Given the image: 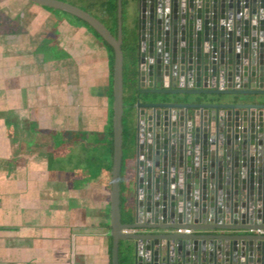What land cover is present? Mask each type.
I'll list each match as a JSON object with an SVG mask.
<instances>
[{
	"label": "water",
	"instance_id": "95a60500",
	"mask_svg": "<svg viewBox=\"0 0 264 264\" xmlns=\"http://www.w3.org/2000/svg\"><path fill=\"white\" fill-rule=\"evenodd\" d=\"M25 1L81 20L113 52L112 264L125 241L134 264H264V0H138L132 223L121 0L115 37L69 4Z\"/></svg>",
	"mask_w": 264,
	"mask_h": 264
},
{
	"label": "crops",
	"instance_id": "0c3cea01",
	"mask_svg": "<svg viewBox=\"0 0 264 264\" xmlns=\"http://www.w3.org/2000/svg\"><path fill=\"white\" fill-rule=\"evenodd\" d=\"M56 1L82 10L105 0ZM124 1L122 24L131 30L138 0ZM112 101L110 52L90 27L25 0H0V264H112L106 172L87 154L72 168L53 165L54 143L94 157ZM129 154L121 187L130 216L137 180Z\"/></svg>",
	"mask_w": 264,
	"mask_h": 264
},
{
	"label": "trees",
	"instance_id": "16d2710c",
	"mask_svg": "<svg viewBox=\"0 0 264 264\" xmlns=\"http://www.w3.org/2000/svg\"><path fill=\"white\" fill-rule=\"evenodd\" d=\"M122 9L125 4V1H121ZM72 6V5H71ZM74 7V6H73ZM93 7L97 10L99 14H103L104 18L97 19L110 31V33L115 37L117 34V0H105L103 2H96L91 4L90 9L84 8L82 11L88 13L91 10H94ZM124 21V18H122ZM83 24L87 25L86 23L82 22ZM88 26V25H87ZM89 27V26H88ZM96 36L98 34L94 31ZM101 39V38H100ZM103 42V41H102ZM106 46L107 50L110 52V66L111 71H113V52L111 47H109L105 42H103ZM122 52H123V89L125 91L126 85L129 84L131 89L137 88V62H138V49H139V42H138V33H137V26L135 25L131 30H128L124 24H122ZM127 59V61L125 60ZM127 63V73L124 75ZM128 76V77H125ZM128 79V80H125ZM129 82V83H128ZM127 83V84H126ZM137 99V98H136ZM135 102L130 103L131 112L129 114L124 115L123 125H124V158H123V167L125 165V154L131 155L133 160H135V152H136V129L133 127V107ZM125 103V101H124ZM125 119H127V123H125ZM96 150H94V159L92 156H89L90 153L87 151V163H90V160L96 162V167L98 166L99 169L106 172L107 181L109 186L111 185V171H112V160H113V133H112V111L110 112L109 123L106 129V137L103 139L102 142H98ZM96 155L99 158H96ZM101 161V166H99ZM91 164V163H90ZM122 199V198H121ZM125 203L122 199L121 203V213L123 223H132L134 221L133 215H128L127 211L125 210ZM120 264H134V253H133V246L130 242L125 241L121 242L120 244Z\"/></svg>",
	"mask_w": 264,
	"mask_h": 264
},
{
	"label": "rangeland",
	"instance_id": "374dc122",
	"mask_svg": "<svg viewBox=\"0 0 264 264\" xmlns=\"http://www.w3.org/2000/svg\"><path fill=\"white\" fill-rule=\"evenodd\" d=\"M59 54V52H58ZM127 61V59H125ZM126 63V62H125ZM126 69H125V72H124V75L127 73V63H126ZM125 77H128V76H125ZM125 80H128V79H125ZM129 83V82H128ZM127 84V83H126ZM139 95V90L136 88V89H131L129 87V84L126 85V89H125V92H124V101H125V114H129L131 112V107H130V103H133L135 102V100H137V96ZM144 98V96H142ZM136 105V103H135ZM127 119H125V123H127L126 121ZM135 125V123H134ZM34 129V127H33ZM106 137V131H105V135ZM57 138V137H55ZM61 139V138H60ZM53 150H54V161H53V165L54 167H59V165L64 168H72L73 166H71V164H74L77 163V161L80 159V161L82 160L81 158V155L82 154H85L86 156V153L82 152L83 151V148L81 146H77V147H72L70 145H66L64 148H62L61 150L57 149L56 150V146H55V143L53 144ZM92 154V153H91ZM126 157H125V166L128 162V154H125ZM94 158V157H92ZM96 158H99L97 155H96Z\"/></svg>",
	"mask_w": 264,
	"mask_h": 264
},
{
	"label": "built area",
	"instance_id": "2783aa9c",
	"mask_svg": "<svg viewBox=\"0 0 264 264\" xmlns=\"http://www.w3.org/2000/svg\"><path fill=\"white\" fill-rule=\"evenodd\" d=\"M179 232H185V233L189 234V233H191V230H185V231L180 230Z\"/></svg>",
	"mask_w": 264,
	"mask_h": 264
}]
</instances>
